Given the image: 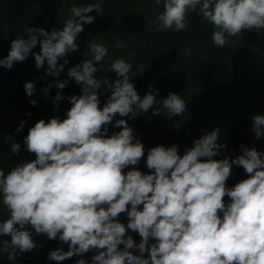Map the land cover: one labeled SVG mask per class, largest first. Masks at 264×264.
<instances>
[{
  "label": "clouds",
  "instance_id": "clouds-1",
  "mask_svg": "<svg viewBox=\"0 0 264 264\" xmlns=\"http://www.w3.org/2000/svg\"><path fill=\"white\" fill-rule=\"evenodd\" d=\"M163 9L153 23L161 31L174 32L186 30L189 14L198 9L213 26L211 39L217 47L243 30H264V0H164ZM92 11L99 13L101 4L72 6L61 30L28 27L27 38L11 41L0 66L11 69L31 53L38 69L46 62V73L59 76L68 64L64 58L78 50V34L93 23L88 15ZM38 42L40 51L33 53ZM116 47L123 45L117 41ZM107 54L103 43L88 42L87 58L67 71L80 85V95L67 97L71 107L66 117L36 121L24 137L35 159L18 163L7 175L0 169V195L9 213L0 221V236L11 237L0 240V253L14 261L19 253L36 247L31 228L68 245L67 251L58 247L49 252L47 259L57 262L95 249L91 261L79 259L76 264H264V151L242 144L235 158L213 159L224 147L217 144L219 129H213L195 139L182 156L176 144L149 149V173L135 167L124 172L144 157V145L125 119L115 120L120 131L110 136L106 126L117 114L135 118L150 109L169 119L181 116L186 100L176 93L158 100L155 89L141 97L131 79L138 73L132 71V63L118 58L110 69L119 78L103 81L111 93L100 107L101 81L94 73ZM67 82L57 80L55 86L64 89ZM51 87L42 89L45 99ZM24 90L31 97L34 83L26 81ZM62 99L57 91L53 107ZM252 131L256 139L264 135V115H253ZM19 149L13 142L12 152ZM232 165L241 166L248 177L229 188ZM225 196L230 198L227 204ZM121 213H127V226L118 219ZM129 229L138 233L139 244L127 234ZM134 248L148 255H135L130 251Z\"/></svg>",
  "mask_w": 264,
  "mask_h": 264
},
{
  "label": "trees",
  "instance_id": "trees-1",
  "mask_svg": "<svg viewBox=\"0 0 264 264\" xmlns=\"http://www.w3.org/2000/svg\"><path fill=\"white\" fill-rule=\"evenodd\" d=\"M97 2L101 4V11L88 13L94 21L85 24L84 30L78 34V50L64 58L68 64L64 65L59 76L46 73V62L38 69L31 53L23 62L14 63L11 69L0 66V169L5 175L18 163L35 159V154L27 151L24 137L36 121L66 117L71 107L67 97L80 95V85L67 76V71L87 58V45L93 39L108 48L107 56L96 65L97 72L94 73L101 81V88L97 90L100 107L111 93V88L103 81L107 79L111 83L119 78L110 69L112 61L118 58L132 63V71L138 73L131 79L141 97L155 89L157 91L153 94L158 100L169 93H176L186 100V110L181 116L174 115L169 119L163 112L155 115L150 109L135 118L117 114L113 123L106 126V135L110 136L120 131L114 127L115 120L125 119L133 128L135 138L144 145V157L137 165L125 168L124 172L135 167L142 173H149L151 170L146 167L149 149L159 144L165 147L176 144L178 154L182 156L195 139L213 129H219L217 144L224 146L217 149L213 159L235 158L240 154L242 144L264 151V135L256 139L252 131L253 115H264V30H243L240 36L231 37L224 47H217L211 39L214 28L198 14V9L189 14L186 30L161 31L153 21L163 12L164 0L159 4L156 0H0V59L7 56L13 39L27 38L28 27H42L49 32L61 30L71 15L72 6ZM117 41L122 48L116 47ZM39 51L38 42L32 52ZM186 51L191 55H186ZM58 63H63V59ZM57 80H67V86L57 89ZM26 81L35 85L31 97L24 90ZM48 84L52 87L45 99L42 89ZM57 91L64 99L54 108ZM33 99L37 101L35 105L29 102ZM21 121L24 122L22 126ZM13 142L20 144L17 153L11 150ZM246 175L248 173L241 166L232 165V175L226 186H234ZM224 202L229 203L230 198L225 196ZM8 215L0 195V221ZM118 219L127 226V213H121ZM30 231L36 247L19 253L14 261L8 260L6 252L0 253V264H76L79 259L91 261L96 254L93 249L83 256L74 255L61 262L48 260L51 250L59 247L67 251L68 245L59 238L49 239L46 234H37L31 228ZM127 234L139 244L141 238L137 232L129 229ZM10 239L8 235L0 236V240ZM149 242L155 243L151 238ZM118 247L123 248V245ZM130 251L135 255H148L135 248Z\"/></svg>",
  "mask_w": 264,
  "mask_h": 264
},
{
  "label": "rangeland",
  "instance_id": "rangeland-1",
  "mask_svg": "<svg viewBox=\"0 0 264 264\" xmlns=\"http://www.w3.org/2000/svg\"><path fill=\"white\" fill-rule=\"evenodd\" d=\"M247 177H248V175H246V176L244 177V179L247 178ZM221 216H222V214H221Z\"/></svg>",
  "mask_w": 264,
  "mask_h": 264
}]
</instances>
